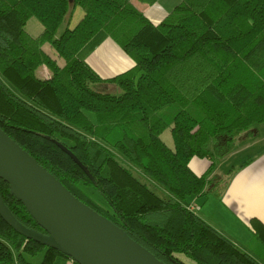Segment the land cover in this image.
Masks as SVG:
<instances>
[{"label": "trees", "instance_id": "trees-1", "mask_svg": "<svg viewBox=\"0 0 264 264\" xmlns=\"http://www.w3.org/2000/svg\"><path fill=\"white\" fill-rule=\"evenodd\" d=\"M157 1L0 0V129L158 261L264 264L260 223L244 252L185 206L204 195L235 137L264 123V0H181L153 24L140 7ZM106 39L133 62L110 78L86 62ZM167 128L173 149L161 139ZM194 158L210 161L202 176L189 169ZM0 197L44 234L1 180ZM40 254L38 264H76L0 218V264Z\"/></svg>", "mask_w": 264, "mask_h": 264}, {"label": "water", "instance_id": "water-1", "mask_svg": "<svg viewBox=\"0 0 264 264\" xmlns=\"http://www.w3.org/2000/svg\"><path fill=\"white\" fill-rule=\"evenodd\" d=\"M65 153L78 164L71 153ZM0 180L44 232L19 224L0 197V218L25 239L76 264H164L73 197L1 129Z\"/></svg>", "mask_w": 264, "mask_h": 264}, {"label": "crops", "instance_id": "crops-1", "mask_svg": "<svg viewBox=\"0 0 264 264\" xmlns=\"http://www.w3.org/2000/svg\"><path fill=\"white\" fill-rule=\"evenodd\" d=\"M140 9L148 20L147 13L154 21L155 9L144 7ZM81 16L80 10L76 19L72 17L74 23L72 22L71 25L74 26ZM151 20L149 21L155 24ZM107 42V39L104 40L86 58L89 66L102 78H110L113 76L110 73L120 74L133 66V62L124 53V55L119 53ZM103 45L106 47L103 48ZM47 47L43 46L44 51L51 53L50 48L47 51ZM59 64L61 65L62 62ZM262 129L263 134H260L259 129L252 128L236 136L233 149L215 162L204 195L190 198L185 203V206L208 226L244 252H247L254 234L252 221L264 226V127ZM234 155L240 156L237 167L233 166L231 170H223L224 172L220 173V169L224 166L223 160L229 158L227 156ZM188 166L190 171L199 177L206 173L210 161L194 158Z\"/></svg>", "mask_w": 264, "mask_h": 264}, {"label": "rangeland", "instance_id": "rangeland-1", "mask_svg": "<svg viewBox=\"0 0 264 264\" xmlns=\"http://www.w3.org/2000/svg\"><path fill=\"white\" fill-rule=\"evenodd\" d=\"M180 1L181 0H158L154 5H153V7L152 6H145L144 8H146V9H150V8H152V10L153 9H155V11H153L154 13H155V19H154V21H152L151 19H150V17L148 16V13H147V17L149 18V20H151L152 22H154L155 24H157V23H159L161 20H162V18H164L166 15H168L171 11H172V9L176 6V5H178L179 3H180ZM80 11V9H76L75 10V12H74V19H76V17H77V14H78V12ZM159 11V12H158ZM74 19H73V23H74ZM73 25V24H72ZM107 43H108V45H111V47H113V49H115V50H117V51H119V53H122L123 54V52L110 40V39H107ZM45 47H47L46 45H45ZM103 48H105L106 46L105 45H103L102 46ZM49 50V47H47V51ZM124 55V54H123ZM102 63H104V61H102L101 59H99ZM59 62H61V61H59ZM45 73H46V70H45V68L42 66V67H39L37 70H36V76L37 77H39V78H44V76H45ZM115 75V74H117V73H110V75ZM119 74V73H118ZM109 75V76H110ZM94 89L96 90V91H98V92H101V93H108V94H112V95H119V94H121V92L119 91V89L117 88V87H115V86H111V85H97V86H94ZM260 124H258V125H255V126H253L252 128L253 129H259V131H260V134H263V127H264V124L262 125V126H259ZM261 127V128H260ZM251 128V129H252ZM262 131V132H261ZM263 136V135H262ZM161 139L166 143V145L167 146H169L170 148H172L173 149V142H172V139H171V136H170V134H169V128H167L162 134H161ZM227 157H229V158H225V160H223L224 161V164H222V165H224L223 167H222V169H220V173H223L224 171L223 170H226V171H229V170H231L232 169V167L233 166H235V167H237V165H238V160H239V158L238 157H240V156H236V155H234V156H227ZM223 163V162H222ZM160 191V190H159ZM215 192V191H214ZM41 258H42V254H40L38 257H36L34 260H33V262L34 263H36V264H38L39 262H40V260H41Z\"/></svg>", "mask_w": 264, "mask_h": 264}]
</instances>
